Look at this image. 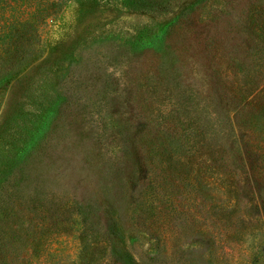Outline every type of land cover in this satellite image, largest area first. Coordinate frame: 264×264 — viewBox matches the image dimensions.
Wrapping results in <instances>:
<instances>
[{
  "label": "rangeland",
  "instance_id": "obj_1",
  "mask_svg": "<svg viewBox=\"0 0 264 264\" xmlns=\"http://www.w3.org/2000/svg\"><path fill=\"white\" fill-rule=\"evenodd\" d=\"M40 1L50 19L20 31L19 54L0 59V177L55 100L65 103L28 176L0 187V264H253L256 256L264 264V252H250L264 246V236L253 235L264 232V220L245 215L244 235L226 242L212 222L205 229L208 190L199 184L215 192L222 172L235 197L246 171L231 165L243 163L234 140L244 139L251 163L257 145L264 148V133H255L264 129V46L248 17L251 9L264 16V0ZM183 11L168 69L153 51L129 52L138 31ZM157 143L167 154L149 153ZM220 144L231 150L230 168L215 153ZM139 159L154 160L156 179L169 174L167 194L184 191L177 207L163 202L161 222L144 223L136 211L146 189L134 191L127 177ZM259 183L264 197V176ZM231 203L236 224L243 204Z\"/></svg>",
  "mask_w": 264,
  "mask_h": 264
},
{
  "label": "trees",
  "instance_id": "obj_2",
  "mask_svg": "<svg viewBox=\"0 0 264 264\" xmlns=\"http://www.w3.org/2000/svg\"><path fill=\"white\" fill-rule=\"evenodd\" d=\"M49 2L50 3L48 4L52 5L53 7L56 4L54 3V1ZM199 2H201V0L198 1V3ZM146 3L151 5L154 4L155 1L137 0L135 5H137V7H141L144 4V6H147ZM184 12L185 11H183L180 16L176 15L167 24H165V26H158L157 30L153 32L151 29L148 30V28L138 31V34L132 40L133 42L130 43L131 47L129 48L130 50L128 49L129 52L133 53V55H136V53L153 51V53L159 55L160 59L162 60L163 65H161V70H164V66L166 67V69H168L165 65V59L167 57L170 58V55H172L173 52L168 41L169 39H171V35H173V33L175 32L174 29L177 24H179L181 16L183 17L186 14ZM46 14H49V7L45 6V3L41 2L40 0H0V59L9 58L13 54L17 56L19 54V51L16 52V50L19 45V42L22 40L20 31L26 30L28 27H31L33 29L38 27V25L41 23V20H44L47 16ZM248 15L249 21H251V27L256 28L258 26L257 28L259 29L260 35L257 41L259 42V44H262L264 46V16H262V14L260 13L258 14L257 12H254L253 9L249 11ZM48 19H50V17ZM48 19L45 20L48 21ZM27 41L30 40L27 39ZM263 46L257 45L256 50L261 49ZM21 60H24V58L19 59V61ZM260 92L257 93V97L254 96V98H256L254 102L260 100V96L262 97V93ZM64 101L65 98L62 95L58 98V100H55L48 114L41 121H39L40 123H38V125H33L34 127H37V129L35 132H31L30 139L23 140L22 143H24V145L15 148L13 159H11V162L8 163L6 169L2 173L3 175H1L0 177V187L2 186L3 182L6 181V179L11 180L14 185H16L19 180L28 176V172L30 171V169H32L30 168L32 160L36 157H39V151L43 148L44 143L50 133H52L59 117L60 108L65 103ZM250 102L251 100L248 101L247 104H244L243 108L248 104L253 105V103ZM261 117L264 120V109ZM29 130L31 129L26 128L27 132ZM258 130L259 132L255 131V133H258L262 137L260 132L262 131V133H264V129ZM253 132L254 131H252V134ZM216 133L220 134L217 131ZM243 141L244 139L234 140L235 148L237 149L239 155L241 154L243 163L241 165V163H238L236 160H233L231 165H234L236 170L241 169L242 171H246V176L244 177L242 174H240V172H238V179L235 180V185L237 184V188L241 190H236L235 197L234 191L231 188L232 182H230L228 177L226 179L225 175L222 172L217 173V188L215 189V192L209 191V184L208 186H206V188L203 181H201V183L199 182V184L205 189V191L208 190V192L203 191L205 193H203L204 199H201L203 203L201 212L204 214L203 220L206 221L205 229L208 230V224L212 222L214 224V228H216L217 230L216 235H218L223 240L225 239L226 242H229L233 238V236L244 235L245 230H240L238 228V224L240 222H245V215H247L248 217L256 215L260 219L262 218V220H264V197L261 192L257 190L256 187L260 184L259 180H261L262 182L264 176V151L261 154L258 153L260 150H264V148L261 147V144L257 145V150H253V153L256 157L253 158L254 162L251 163L248 162V159L246 158L248 153L244 152L242 149ZM144 148L145 147L143 145H138V147L135 146L137 158H139V156L143 154L140 150H143ZM214 149L215 153L222 154L220 161L228 168H230V161H227L228 159L225 156L229 153V156L231 157V150L229 149L230 151H227L225 144H220L219 146H216V148L214 147ZM150 152L152 153L153 157H157L158 155L162 154H167L166 151L161 150L159 143L153 145L150 148L149 153ZM168 153L171 156V153ZM249 158L252 157L250 156ZM259 160L260 163H262L263 165L257 167V165H255V162H258ZM153 161L151 162V165L150 163L142 164L140 159L137 160L133 172L129 175V177H127L128 187H130L134 191L135 188H138L139 186L141 188L143 185L146 189L145 194L147 195V200L144 202V204L140 203L137 206L136 210L143 211V213L145 214V217H143L142 219L144 223L161 222L162 220L166 219L167 213L164 211L165 209L163 208V202H169V204L171 203L175 207H177V199L178 197H180V194L178 195L177 193L184 192L180 191L179 189L173 188L170 190V193L167 194L166 188L163 187V185L166 184L169 174L165 172L163 176H161L159 179H156L155 176L157 175V173L153 166ZM245 166H248V168L245 169ZM176 173V176L178 178V184L182 185V176L178 174V171ZM198 178H200V176H198ZM192 186L193 188H195L194 184H192ZM183 199L184 197H182L181 200ZM181 200L179 202H181ZM208 200H210L213 204L210 207L207 204ZM232 200L243 204V207L239 208L240 214L238 215V217H235V221H237L236 224L232 223L233 220L231 219L230 214V212L232 211ZM205 206H208L207 210L205 209ZM253 235L262 237L264 236V232H261V234ZM245 237L247 236L245 235ZM253 238H255L254 241H256L258 237ZM260 239L261 238L257 239V241H260ZM224 250L225 249L222 250V253L225 252ZM250 250L252 256L260 255L262 252H264V246L261 244H258L257 247L252 245V249ZM257 257L259 256L253 257V264H257Z\"/></svg>",
  "mask_w": 264,
  "mask_h": 264
}]
</instances>
